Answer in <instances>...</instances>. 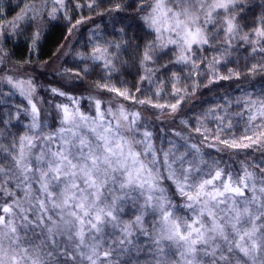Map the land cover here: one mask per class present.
I'll return each instance as SVG.
<instances>
[{
	"label": "snow or ice",
	"instance_id": "6c2138e0",
	"mask_svg": "<svg viewBox=\"0 0 264 264\" xmlns=\"http://www.w3.org/2000/svg\"><path fill=\"white\" fill-rule=\"evenodd\" d=\"M95 3L91 0L88 7ZM54 4L51 19L63 10L64 0ZM141 4L146 5L141 10L143 24L155 37L145 46L142 65L153 61L157 48L171 46L178 53L174 62L195 70L201 62L198 54L221 38L227 45L224 53L240 39L251 45L253 54H264V21L245 32L237 20L242 10L238 0H141ZM25 19H40V10L29 8L9 29ZM39 36L33 35V44ZM119 47L94 44L90 56L81 59L102 62L110 74L115 69L109 49ZM219 62L213 57L206 65L212 77L208 83L240 79V73L231 69L218 75ZM259 69L264 64L254 63L248 71ZM145 72L141 81L151 83L152 67ZM4 79L28 99L32 120L23 135L7 143L0 140V264H264V163L251 166L258 172L243 165L233 174L219 161L209 163L197 144L169 141L167 147H157L153 133L140 123V112L123 105L113 109L89 97L94 114H87L77 97L56 88L51 91L70 104L56 105L59 126L46 131L36 104L26 94L25 86L35 91L32 80ZM178 82L176 77L172 84L176 100L169 104L137 99L127 88L108 83L95 87L140 105L167 108L172 114L200 86L193 81L190 93L187 87L177 88ZM256 87L253 84L242 97L228 101L247 115L244 135L211 139L230 149H264V84L258 92ZM214 118L232 126L231 120ZM195 131L210 139L204 135L206 129ZM166 180L181 198L179 206L170 197Z\"/></svg>",
	"mask_w": 264,
	"mask_h": 264
},
{
	"label": "trees",
	"instance_id": "16d2710c",
	"mask_svg": "<svg viewBox=\"0 0 264 264\" xmlns=\"http://www.w3.org/2000/svg\"><path fill=\"white\" fill-rule=\"evenodd\" d=\"M42 2L43 0H0V26L3 27V30L5 29L0 38V53L6 65L13 68L12 70L30 72L42 80L44 77L48 78V73L42 72L41 67L51 61L66 43L72 24L80 21L81 18H93L107 26L103 35L110 41L109 44L120 45L118 49H109L113 53L115 70L109 74L101 63H95L91 59L82 61L75 59L74 54L76 55L80 49L86 57H89L88 54L93 48L92 43L87 45L88 47H84L85 44L81 46L76 42L71 48L73 57L71 56L64 63L66 70L64 73H70L68 67L78 70V73L74 74L75 78L73 76L69 78V83L72 82L71 88L75 92L94 89L96 83H108L121 90L127 88L134 93L137 99H151L154 103L169 104L176 100L172 87L176 77L179 78L176 87H187L190 93L193 81H195L200 86L194 93L185 96L176 111L177 113L169 114V109H163L162 114H167L169 117L167 121L177 126L181 132L187 133L195 144L202 146L203 151L210 150L214 154L223 153L220 158L229 161L236 168H238V163L243 166V161L248 160L242 157L236 158V156L264 158V156L255 153L258 151L256 146L247 149H230L219 144L217 140L211 139L215 135H218L221 140L238 138L244 135V129L247 128L246 114L241 115L243 108L239 105L234 106V102L229 104L228 101L234 100L232 96L237 97L249 90L247 88L252 84L262 81V77L258 75L263 69L254 73L248 71L254 63L264 64V59H262L264 54H253L250 51V44L240 39L234 40L233 47L224 53L227 45L223 43V38L216 40L211 47L206 46L205 50L198 54L201 62L198 63L195 70L191 65L175 63L177 53L172 49L157 48L152 53L153 61L148 62V65L152 67V82L149 83L148 80L141 81V77L146 74L145 68L148 66L142 65L141 61L145 46L151 44L155 37L141 19V10L146 7L141 4V0H96L92 7H88L91 0H67V13L57 16L55 19L50 18L49 10L44 7L39 8ZM238 5H242V10L237 13V20L245 32L251 31L254 26L264 21V0H238ZM29 8L40 10V19H25L19 27L7 28L18 15ZM108 20H112L111 24L108 23ZM36 32H39L40 36L33 44L32 37ZM81 40L87 41L88 34L86 33ZM213 57L220 61L215 65L218 75H227L231 69L240 73V79L232 78L208 83L212 77L206 65L212 62ZM85 65L89 67L87 71L83 69ZM195 72H199V74L196 75ZM173 73L176 74L175 77ZM51 75L53 79L56 78L55 75ZM158 82L160 83L159 89L157 88ZM205 84L207 86H204ZM157 91H159V95H156ZM100 92L104 98L111 97V93L106 90ZM227 98L231 99L226 100ZM144 105L153 108L148 104ZM5 108L6 105H3L2 99L0 100V132L3 133L0 134L3 140L7 141L23 135L24 128L20 124H13V118H10L12 122H5V115H7ZM214 115L222 116L224 121L231 120L232 126L229 128L226 123L214 118ZM159 118H156L155 121L148 119L157 139L163 135L162 125L165 127V124L160 121L162 119ZM197 127H200L202 131L206 129L204 135H208L210 139L204 140L203 135L195 131ZM9 129H12L11 133ZM217 148L220 150L217 151ZM260 154L264 155V151H260ZM164 184L168 188L169 195L173 197L177 195L169 181H164Z\"/></svg>",
	"mask_w": 264,
	"mask_h": 264
},
{
	"label": "rangeland",
	"instance_id": "374dc122",
	"mask_svg": "<svg viewBox=\"0 0 264 264\" xmlns=\"http://www.w3.org/2000/svg\"><path fill=\"white\" fill-rule=\"evenodd\" d=\"M43 7L51 12L52 8L56 7V5L54 4V0H43L42 5L39 8H43ZM67 8H68L67 0H64V8L63 10L57 11L56 17L60 16L61 14L67 13ZM23 13L24 12H22L21 15H23ZM80 21H81L80 23L75 22L74 24H72L70 35L68 36L66 43L60 49L58 54L51 61H49L47 64L41 67L42 72L48 73L47 76H49L48 78L44 77V80L37 78L34 74H31L30 72L28 73V72H21L18 70L17 71L12 70L13 68H11L9 65H6L4 59H0V100L3 99V105L4 104L6 105L5 110L7 111L6 113L7 115H5V118H6L5 122L8 123V121H11L10 118L11 119L13 118L12 120L13 122L12 121L11 122L13 124H18V125L20 124L24 128V132H26L32 120L31 105L28 103V99L25 96H21L20 93L16 89L8 85L6 80L4 79L6 76H11L13 79L22 78L25 80L27 79L32 80V83L35 85V91L32 92L29 89H27V86H25L26 94L30 95V98L32 99L33 103L36 104V107L39 110V121L42 126H46L45 127L46 131H52L56 127L59 126L58 124L59 111L56 108V105L62 104V103L70 104V101L66 97L56 95L51 91V89L56 88L60 91L67 93L70 96L77 97L80 101L79 106L81 110L87 114H94V103L91 99H89V97L100 99L103 102L104 106L111 105L113 109H115L119 105H123L126 109L130 111L134 110V111L140 112L141 114L140 123L146 124L147 129L153 133V140L156 142L157 147H160L162 145L164 147H167L169 141L174 142L177 145H184L186 143L188 144L194 143L193 139H190L187 133L181 132L177 128V126L167 121V119H169L167 114L166 115L162 114L164 110H161L158 108H150L149 106H146V105H140V104L133 102L132 100H124L123 97H118L116 96L115 93H112V92H110L111 93L110 98H104L100 92L101 90L98 88H94V89L90 88V90H87V91L78 90V92H75L71 88L72 82L69 83L70 81L69 78L71 76L75 78L76 77L75 75L78 73L77 72L78 70L68 67L67 69L68 71H70L71 74L64 73V71H66L64 63H66L71 58V56L73 57L71 48L74 47L76 42L80 44L81 46L85 44L84 47H88L87 45H90L91 43H92V46L94 44H109L110 43V41L105 37V35H103V31L107 30V26L102 25L103 23H101V21L98 22L97 20L93 18H81ZM111 21L112 20H108V23L111 24ZM7 28L9 29L8 26ZM3 32H5V29L3 30ZM86 33L88 34V40L82 41L81 39ZM1 36L2 35H0V38ZM165 49H172V47L169 46ZM90 54L91 53H89L88 55ZM81 56L86 57V55L81 49L78 53H76V55L74 54V58L77 59L78 61L83 60L81 59ZM0 57H2L1 53H0ZM97 62L102 64V62L100 61H97ZM88 68L89 67H87L86 65L83 66V69H85V71H87ZM51 74L55 75L56 78L53 79ZM251 75H254V74H251ZM258 76L262 77V81L261 83L256 84L257 85L255 89L256 92L259 91L260 85L264 84V69L260 71ZM252 85L249 86L247 89L252 90ZM243 94L237 97L232 96V98H238L240 96L242 97ZM229 99L231 98H227L226 100H229ZM234 106H237V104H235ZM238 113H241V112H238ZM222 114L226 115L225 113H222ZM158 117H160L159 119H162L160 121L165 124V127L162 125L163 135L162 136L160 135L159 139H157L156 133L154 132V130L151 129V122H150V120L155 121L156 118ZM163 119H166V120H163ZM246 121H247V115H246ZM246 125L248 127L247 123ZM9 131L11 133L12 129L11 130L9 129ZM0 133H3V132H0ZM177 133H179V135H177ZM0 140H3V137L1 134H0ZM3 141L7 143V141L5 140ZM197 145L200 147L201 153L204 155V158L209 161V163H211L213 160L219 161L221 166H226V170H231L233 174H235L237 171L242 170L241 164L238 163V168H236L233 166V164L231 165L229 161L227 162L224 159L220 158V155H222L223 153L214 154L210 150L203 151L202 146L199 144ZM260 151H264V149H260L255 153L264 156L263 154H260ZM240 157H242L243 159H248V160H244L242 165H249L250 170H254L257 172L259 170L254 169L251 166H254L257 162L264 163V158L262 157L249 158V156H243V155H240L239 157L236 156V158H240ZM170 197L173 199V201L178 206L182 203V200L178 196V194L175 195L174 197L170 195Z\"/></svg>",
	"mask_w": 264,
	"mask_h": 264
}]
</instances>
